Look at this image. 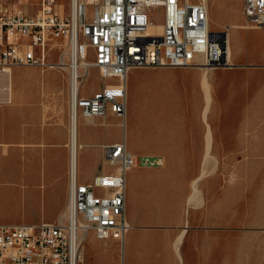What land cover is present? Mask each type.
I'll use <instances>...</instances> for the list:
<instances>
[{"label":"built area","instance_id":"1","mask_svg":"<svg viewBox=\"0 0 264 264\" xmlns=\"http://www.w3.org/2000/svg\"><path fill=\"white\" fill-rule=\"evenodd\" d=\"M9 1L0 3V71L15 66L67 69L71 133L80 116L112 113L125 125L127 80L133 68L232 66L229 30H211L204 0H68L66 11L58 0ZM29 1L36 2L37 12L21 9ZM156 9L162 23L151 18ZM242 11L248 24L264 28V0H244ZM155 24L161 25L160 33L152 31ZM85 60L84 67L73 68ZM93 68L115 82L86 96L81 89ZM102 148L103 160L113 169L81 182L71 161L68 205L56 222L0 224V264H83L90 231L99 239L124 244L129 229L126 174L138 159L127 150L125 139ZM139 163L159 164V159L142 157Z\"/></svg>","mask_w":264,"mask_h":264},{"label":"crops","instance_id":"2","mask_svg":"<svg viewBox=\"0 0 264 264\" xmlns=\"http://www.w3.org/2000/svg\"><path fill=\"white\" fill-rule=\"evenodd\" d=\"M248 31L264 32V28H254ZM238 50L235 56L240 57L242 54L238 55ZM57 58L56 54L51 57L52 60ZM250 61L254 64L245 66L246 71L239 69L233 73L235 78L231 83V90L226 92L224 89L228 85L225 81H220V71H213L209 74L204 67L187 68L192 71L194 84L198 86L200 93L203 77L205 74L208 77L212 94L208 117L238 118V124H236L237 119L233 118L232 129L228 131L234 137L232 144L246 140L250 148L247 152L256 153L261 142L264 148V73L262 71L264 65H258L259 60ZM25 67L41 69L36 66H15L11 69L12 71L22 70L25 73L28 70ZM137 69L171 71L178 68H133L129 74ZM42 70L44 73L36 81H26L21 76L15 82L12 77V89L9 90L8 95L4 96L0 93V192H13L39 200L33 214L35 219L28 222L16 220L5 224L56 222L66 212L68 205L72 160L70 109L69 117L66 111L67 90L70 93V77L67 69L46 68ZM93 70L98 72L96 68ZM103 86L97 87L86 96L94 95ZM49 96L57 107L51 109L50 113L47 109ZM201 98L203 102L202 94ZM80 119L84 124L96 126L103 125L105 121L104 117H78L79 151L87 149L85 152L92 159L90 176L80 180L76 172L81 182H90L96 175L105 173L101 171L99 165L101 161H104L103 145L117 143L124 139L127 150L137 159H140L141 155L153 157L145 155L154 154L164 155L166 160L163 165L159 158L157 166L163 165L164 167L161 168H142L138 166L140 163H137L129 169L126 174V218L129 229L124 244L121 245L115 239H99L90 231L85 241L91 240L94 250L91 249L90 254V249H87L86 244L84 245L83 264H86L88 253L92 255L91 264H104L106 258L101 252L104 246L115 247L120 259L116 261L113 257L112 260L117 264H122V252L125 251L127 238L132 264H185L188 234L191 230L189 219L191 205L188 204L193 181L191 155L197 152L204 154V132L201 133L198 141L192 140L191 137L187 138L186 132L182 130V132H172L160 138L156 145L153 141L157 140H151L148 141L149 146H145L144 140L140 138L139 146L134 147L127 142L126 124L123 125L121 122L122 139L106 140V133L102 129L80 131ZM182 122L184 126L185 118ZM225 134L224 130L213 126L212 153L224 152L221 148L224 145ZM170 154L188 155V163L185 162L183 167H177L176 163L167 156ZM216 168L211 172H215V178L211 184L216 189L212 200V211L214 210V216L218 217L219 209L223 206L221 198L224 191L222 177ZM132 172L136 174L134 177H132ZM128 174H131L129 179ZM171 179L174 182L172 186L169 185ZM170 196L175 202L173 211L168 209ZM134 231L137 232L133 234ZM183 231L179 251H176L177 241ZM177 254L181 256V260Z\"/></svg>","mask_w":264,"mask_h":264},{"label":"rangeland","instance_id":"3","mask_svg":"<svg viewBox=\"0 0 264 264\" xmlns=\"http://www.w3.org/2000/svg\"><path fill=\"white\" fill-rule=\"evenodd\" d=\"M3 1L0 0V3ZM13 1L15 0H10L9 3ZM58 1L61 4L62 11H66L68 0ZM206 2L209 6L211 30L228 29L231 34L234 48V55L231 56L232 63H234L231 66L232 68L206 69L209 74L213 71L221 72L220 81H225V84L228 85L224 89L226 92L229 89L231 90V83L235 78L233 73L239 71V69L245 70V66L248 67L254 64L250 60H259L258 65H264V32L248 31L259 28L252 27V24H248L246 21L242 11L244 0H206ZM20 7L29 14L34 13L38 8L34 1L22 2ZM151 18L154 23H162L163 21L162 13L158 9L152 11ZM232 24H239L244 27L233 28L231 27ZM237 49H239L238 55L239 53L242 54L240 57L235 56ZM89 58H92V56H89ZM25 68L28 69L25 73L22 70L13 71L12 77L15 82L21 76L26 81H36L44 73V70L39 68ZM262 71L264 73V70ZM192 76V71L187 67L171 71L137 69L129 74L125 126L127 142L130 146L138 147L141 138L144 140L143 144L145 146H149L148 141L151 140H157L156 142L153 141L156 145L159 143L160 138L172 132H182V130L186 132L187 138L191 137L192 140L197 141L201 133L204 132L205 140L208 142V122L211 126V146L213 147V126L224 130L226 134L223 148H221L224 150L223 153L215 154L210 150L212 157L208 155V158L199 152L191 155L193 179L198 174V177H200L197 196L199 200H202L201 204L200 201H197L198 205H192L189 203L188 198V203L191 205L189 214L191 230L188 234L185 264H264V148L262 142L256 153L247 152L250 148H248L246 140L232 144L234 137L228 131L232 129L233 118L237 119L236 124H238L239 119L236 117H208L209 106L212 102L211 85L207 79L208 77H206V83L202 80L200 93V89L195 86ZM12 77L9 79L8 74L5 72L0 73V93L4 96H7L9 90L12 89ZM113 81L112 79H103L97 71L91 69L86 81L83 83L82 94L89 95L97 87ZM59 83L62 86V83ZM201 94L203 95V102ZM67 96L66 112L69 117L70 93L68 90ZM55 107V103L52 102L51 96H49L47 102L49 113ZM55 112L57 111L55 110ZM205 116L206 120H204ZM183 118H185L184 126ZM104 121L103 125L96 126L84 124L80 119L79 129L80 131H90L99 128L106 133V140L122 139V118L109 113L104 117ZM207 142L205 143V150H207ZM85 151L80 150L78 155V176L80 180L87 178L92 173V159ZM145 156H153L151 159L160 158V161L165 165L164 155L147 154ZM167 156L176 163L177 167H183L185 162L188 163V155L170 154ZM142 157L144 155L139 156V158ZM137 162L139 163L140 159ZM99 165L102 172L113 169V166L105 161H101ZM163 165L147 164L143 166L139 164L138 166L154 169L161 168ZM215 168L222 177L224 191L221 198L223 206L219 209L218 217H215V211H212V200L216 194V189L211 184L214 181L215 172H211ZM132 173V177H134L136 174L135 172ZM205 173L211 174H206V176ZM130 176L131 174H128V179ZM204 176L206 177L201 180ZM173 184L174 182L171 179L169 185L172 186ZM170 197L168 209L173 211L175 202L172 200V196ZM38 201L37 198L24 197L13 192H0V223L4 224L16 220L28 222L35 219L33 214L39 204ZM135 232L137 231H134L133 234ZM85 244L87 249H90L91 254V249L94 247L91 240L85 241ZM128 246L129 239L127 238L125 251L122 252L121 260L123 264H132ZM101 252L106 258L104 264H117L116 261L120 259L115 247L104 246ZM90 254H87L86 264H91L92 255ZM113 257L116 258V261L112 260Z\"/></svg>","mask_w":264,"mask_h":264},{"label":"bare ground","instance_id":"4","mask_svg":"<svg viewBox=\"0 0 264 264\" xmlns=\"http://www.w3.org/2000/svg\"><path fill=\"white\" fill-rule=\"evenodd\" d=\"M204 1H206V0H204ZM229 26V25H228ZM231 27H233V28H243L244 26L243 25H239V24H232L231 25ZM151 29H152V31H154V32H156V33H160V31H161V25L160 24H155V25H152L151 26ZM228 39H229V45H228V50H229V60H230V62H231V65H234V63H232V59H231V56L232 55H234V48H233V46H232V39H231V34H230V30H229V32H228ZM88 63V60H85V61H82V63H79V65L77 64V65H73V68H77L78 70H79V68L80 67H84L86 64ZM75 66V67H74ZM2 72H6V74H8V78L10 79L11 77H12V73H13V71H12V69L11 68H9V69H6V70H4V71H2ZM7 76V75H6ZM206 77L207 76H204L203 77V82L204 83H206ZM208 79V78H207ZM205 85H207V84H205ZM205 85H202L203 87H205ZM202 87V88H203ZM211 87V86H210ZM205 88H207V87H205ZM209 94V93H208ZM210 96V95H209ZM212 99V98H211ZM211 101V100H210ZM207 102H208V100H207ZM210 104V103H209ZM210 107V106H209ZM204 110H205V108H204ZM207 110V109H206ZM204 114H205V111H204ZM203 115V114H202ZM204 120H206V116L204 117ZM126 124V123H125ZM207 126H208V142L205 140V143L207 142V150H205L206 151V153H204V157H207L208 158V155H210V150H212L211 149V126H210V123H208L207 122ZM207 132V131H206ZM206 145V144H205ZM78 155H79V141H78V127H77V123H75L74 121H73V127H72V133H71V160H72V167H73V169H74V172L76 173H78ZM211 156V155H210ZM209 156V157H210ZM203 157V158H204ZM212 157V156H211ZM211 157H210V159H211ZM205 159V158H204ZM210 159H208V160H210ZM214 159H216L215 157H214ZM207 160V159H206ZM205 160V162H207ZM215 162V161H214ZM206 164V163H205ZM214 165V164H213ZM206 171V170H205ZM202 173V172H201ZM200 173V174H201ZM204 173V172H203ZM207 173H205V175H206ZM202 175V174H201ZM203 176V175H202ZM201 176V177H202ZM199 179H200V177H196L195 179H193V181H192V188H193V193H192V195L190 196V198H189V203L190 204H192V205H196L197 203V201H200V204H201V200L202 199H198L199 197L197 196V193H198V190H199V186H198V181H199ZM200 196V195H199ZM202 198V197H201ZM188 203V204H189ZM198 205V204H197ZM183 230H185V229H183ZM183 234H184V231H183V233L181 234V236L179 237V239H178V241H177V244H176V251H179V244L181 243V238L183 237ZM178 253H180V252H178ZM178 256H179V254H177ZM182 255V254H181ZM180 257V260H181V256H179ZM123 264V263H122Z\"/></svg>","mask_w":264,"mask_h":264}]
</instances>
